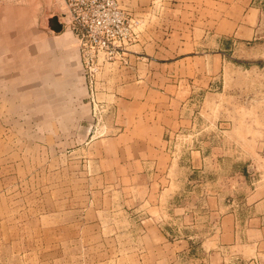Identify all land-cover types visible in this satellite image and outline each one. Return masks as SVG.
Here are the masks:
<instances>
[{
  "label": "rangeland",
  "instance_id": "1",
  "mask_svg": "<svg viewBox=\"0 0 264 264\" xmlns=\"http://www.w3.org/2000/svg\"><path fill=\"white\" fill-rule=\"evenodd\" d=\"M78 8L0 0V264H264V0Z\"/></svg>",
  "mask_w": 264,
  "mask_h": 264
},
{
  "label": "built area",
  "instance_id": "2",
  "mask_svg": "<svg viewBox=\"0 0 264 264\" xmlns=\"http://www.w3.org/2000/svg\"><path fill=\"white\" fill-rule=\"evenodd\" d=\"M81 1L82 2L76 3V0H67L70 14L73 15L75 19H77V16L80 11L78 5L83 6V5H87L88 2L89 3L96 2V0H81Z\"/></svg>",
  "mask_w": 264,
  "mask_h": 264
},
{
  "label": "water",
  "instance_id": "3",
  "mask_svg": "<svg viewBox=\"0 0 264 264\" xmlns=\"http://www.w3.org/2000/svg\"><path fill=\"white\" fill-rule=\"evenodd\" d=\"M53 29L57 32H60L61 31V26L60 24L57 22V20H54L53 21Z\"/></svg>",
  "mask_w": 264,
  "mask_h": 264
},
{
  "label": "crops",
  "instance_id": "4",
  "mask_svg": "<svg viewBox=\"0 0 264 264\" xmlns=\"http://www.w3.org/2000/svg\"><path fill=\"white\" fill-rule=\"evenodd\" d=\"M250 1V0H249Z\"/></svg>",
  "mask_w": 264,
  "mask_h": 264
}]
</instances>
